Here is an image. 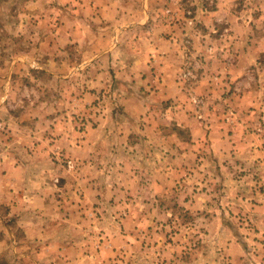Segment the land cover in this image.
<instances>
[{"label": "rangeland", "instance_id": "374dc122", "mask_svg": "<svg viewBox=\"0 0 264 264\" xmlns=\"http://www.w3.org/2000/svg\"><path fill=\"white\" fill-rule=\"evenodd\" d=\"M0 189V264H264V0H0Z\"/></svg>", "mask_w": 264, "mask_h": 264}, {"label": "crops", "instance_id": "0c3cea01", "mask_svg": "<svg viewBox=\"0 0 264 264\" xmlns=\"http://www.w3.org/2000/svg\"><path fill=\"white\" fill-rule=\"evenodd\" d=\"M166 41V40H165ZM157 44L156 43H154V45L152 46V52H155V53H157V52H159L160 50H161V48H160V46H159V48H157V46H156ZM162 47V46H161ZM165 47V46H164ZM163 47V48H164ZM249 50L251 49V51H257V50H259V47L258 46H256L253 42H251V47H249L248 48ZM248 50V51H249ZM252 57V56H251ZM256 61V60H255ZM138 62H140L141 63V61L139 60ZM167 63V65H166V67L164 66V67H159L160 69H163V70H161V71H163L164 72V74H163V76H162V79H163V82H165V84H167L168 83V81H171V71H170V69H169V65H172V67H173V69H172V71H174V69L177 67V61L173 58V59H170V61L168 62H166ZM145 65L146 64H144L143 65V68L145 67ZM161 88V91L162 92H164L165 91V89H164V86H162V87H160ZM95 133V132H94ZM12 170V171H11ZM9 169L7 172V175L5 176V179L7 180V181H9V180H11V172H14L15 173V169ZM29 177V176H28ZM0 192L2 193V201H7L8 203H10V200H7L6 199V197H5V191L4 190H1L0 189ZM11 195V194H10ZM11 199H12V197H11ZM11 210L12 211H16V207L15 206H12L11 207ZM23 222V225H24V232L26 233V234H29L31 237H32V235H35L34 237H39V238H41L44 234H45V232H47V230L45 229V228H43L42 227V225L40 226V222L39 223H34V220H30V221H22ZM40 226V227H39Z\"/></svg>", "mask_w": 264, "mask_h": 264}]
</instances>
